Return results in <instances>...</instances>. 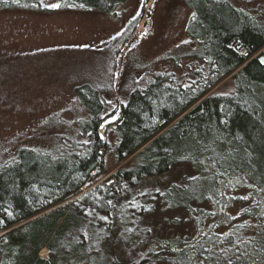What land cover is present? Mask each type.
<instances>
[{"label":"trees","instance_id":"trees-1","mask_svg":"<svg viewBox=\"0 0 264 264\" xmlns=\"http://www.w3.org/2000/svg\"><path fill=\"white\" fill-rule=\"evenodd\" d=\"M126 1L0 0V12L93 10L111 14ZM204 3L216 8L217 15L206 13ZM56 4L60 7H50ZM194 6L197 12L187 25V56L193 63H205L206 72H194L195 81L185 84L186 77L165 68L145 87L132 90L121 105L115 92L107 95L113 90L110 77L107 83L83 82L75 88L87 111L79 121V133L73 139L60 138L51 151L23 147L12 161L2 164V264H55L52 254L59 252V241L82 227L85 211L100 208L107 214L127 187L163 174L174 165L191 164L198 175L191 182L207 183L214 189L228 178L264 185V62L257 55L264 49V17L256 15L254 7L231 0H196ZM179 65L174 64L176 69ZM229 76L236 87L233 95L208 94ZM117 114L118 119L106 126L103 139L101 126ZM111 148L117 161L132 157L131 163L120 168L113 180L78 195ZM74 196L76 201H70ZM214 235L197 239L194 246H170L155 251L151 258L128 264H146L148 260L162 264H264V237L237 243L232 235ZM44 248L51 251L50 261L39 256Z\"/></svg>","mask_w":264,"mask_h":264},{"label":"rangeland","instance_id":"rangeland-1","mask_svg":"<svg viewBox=\"0 0 264 264\" xmlns=\"http://www.w3.org/2000/svg\"><path fill=\"white\" fill-rule=\"evenodd\" d=\"M144 1L128 0L111 14L0 12V167L23 147L51 151L60 138L73 139L79 133L87 111L75 88L83 82L107 83L110 77L113 90L107 95L115 92L121 105L132 90L145 87L165 68L186 77L185 84L195 81L194 72H206L205 63H193L187 56V25L197 12L196 0L192 6L191 0ZM231 1L254 7V13L264 17V0ZM203 7L217 15L210 4ZM235 90L229 76L208 94L230 96ZM118 117L103 123V139L106 126ZM111 150L78 195L113 180L131 163L132 157L117 161ZM195 177L191 164L174 165L127 187L107 214L100 208L85 211L82 227L59 241V252L52 254L55 264H128L170 246H194L197 239L214 234L232 235L237 243L264 237V185L228 178L214 189L191 182ZM203 196L206 201H192ZM4 242L0 240V264ZM39 256L50 261L51 251L44 248Z\"/></svg>","mask_w":264,"mask_h":264},{"label":"water","instance_id":"water-1","mask_svg":"<svg viewBox=\"0 0 264 264\" xmlns=\"http://www.w3.org/2000/svg\"><path fill=\"white\" fill-rule=\"evenodd\" d=\"M262 52L258 53V55H261V60L264 62V55L261 54Z\"/></svg>","mask_w":264,"mask_h":264},{"label":"snow or ice","instance_id":"snow-or-ice-1","mask_svg":"<svg viewBox=\"0 0 264 264\" xmlns=\"http://www.w3.org/2000/svg\"><path fill=\"white\" fill-rule=\"evenodd\" d=\"M50 7L58 8L60 7V5L56 4V5H51Z\"/></svg>","mask_w":264,"mask_h":264}]
</instances>
